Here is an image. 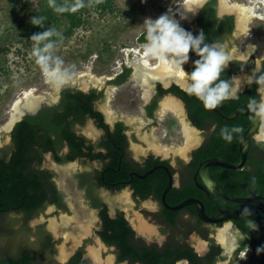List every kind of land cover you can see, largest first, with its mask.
I'll return each instance as SVG.
<instances>
[{
    "label": "flooded vegetation",
    "instance_id": "obj_1",
    "mask_svg": "<svg viewBox=\"0 0 264 264\" xmlns=\"http://www.w3.org/2000/svg\"><path fill=\"white\" fill-rule=\"evenodd\" d=\"M216 14L218 17L231 15L219 14L218 10ZM233 23L235 25L234 17ZM260 47L262 57L258 61L255 59L254 54H251L245 60H239L248 67V70L240 72L247 74L248 77L235 99L240 98L247 89L249 84L247 81L256 77L264 69V45ZM139 50L140 52L143 51L144 47L140 46ZM193 61L194 58L191 56L190 60L184 64L183 68H187L186 72L192 70ZM228 68H230V65ZM126 69H128V72L124 74ZM110 71L111 75L103 77L104 80H100L99 83L89 78L83 82L84 87L82 88L71 83L61 89L80 90L88 95L93 92L94 95H97L96 98L91 99L92 112L98 111L101 114V120L97 121L94 117H89V115L87 117L86 114L87 119L84 123L76 122L71 124L70 127L76 135L84 138L82 151L89 155L100 154V157L90 159L89 155L77 156L72 160L60 163L53 159L51 152L44 154L40 168L52 172L50 180L60 195V201L64 204V208H58L56 203L47 204L45 208L53 207L52 209L56 213L75 211L78 215L83 212L85 214L93 212L95 216L91 229L79 220L78 222H72L71 218L67 220V217H65L64 226L68 228V235H66L63 243L61 234L57 232L59 223L51 221V227H45L43 224H39L41 222L39 220L34 222L35 227L43 226L44 231L49 233L54 244L50 254V264H61V258L66 259L64 264L70 262L73 264H103L102 260L106 254H108L111 264H144L143 260L138 258L143 257L146 251L150 253L149 258L152 261L154 260V264H159L158 259H156L159 253H163L160 264H248L252 257L256 256L257 251L250 240V235L249 237L246 236L237 227L236 220L228 219L220 223H210L198 217L193 204L177 210L167 207V205L174 206L183 201H175L174 203L169 201L167 194L170 190L183 191L186 187H191L194 194L187 196L185 199L196 198L201 200L205 212L209 216L218 213L214 203L207 198L203 190L198 188L197 182H199V179L195 180L194 178L198 164L202 160H199L196 167L191 166L190 163L196 160L198 149L207 147L209 138L218 139L220 125L214 114L219 115L217 111L222 113L219 109L220 106L209 109L212 115L206 119V126L200 128L192 123L186 102L180 92L173 88L176 87L186 92L184 89L187 82V73L183 75L181 80L178 76L172 75L164 79L148 78L147 81H143L139 76L134 75L135 68L132 56L129 59H122L121 62L112 66ZM240 72L230 74L229 78ZM122 75H124V78L119 80ZM135 83L138 85H135ZM136 86L149 87L145 97L138 95L135 90ZM114 90L115 95H112L111 91ZM60 92L56 102L51 105L44 103L40 108L44 105L57 104ZM255 94L258 97L257 102H245L257 105L261 113L259 127L248 140V154L261 152L262 154H258L264 159V85L255 84ZM111 97L113 98L111 99ZM138 98L143 102L141 107L143 121H149L151 125H158L162 121L163 132H166L164 136L168 138L167 141H178L179 138L185 139L179 122L182 119L188 123L187 126L192 131L199 132L201 135L199 142L190 144L186 153L182 155L169 154L156 145L140 148L141 150L135 149L138 139L136 133L131 130L132 124L126 122L124 113L133 109ZM169 99L178 103V108L173 107L168 110V108L159 106L162 100ZM148 106H152L151 111H149ZM113 109H116L119 114L112 116ZM160 111H163L162 113L165 116L170 115L161 118ZM251 118L252 112L250 110V121ZM138 122L136 121V123ZM89 123L90 126H87ZM139 123L142 124L143 122ZM115 132L121 139L112 138ZM233 139L231 142L224 140L220 144L217 142L213 144L216 158L222 157L223 153L230 152ZM251 141L254 144L253 146L250 145ZM257 144L259 146H256ZM259 148H262V150L260 151ZM69 151V145L64 140L58 154L66 156ZM64 164H67L65 172H58L54 168ZM222 171V167H210V173L217 181V177L220 176ZM60 174L62 179L57 178ZM80 174V178L75 177ZM105 174L112 176L114 180L106 179ZM169 175L171 176L172 186L165 196V204L161 199L163 190L160 193V186L164 182L166 186ZM90 177L98 178L97 182L99 183L97 186L95 184L92 187L89 186ZM80 180L83 182V187L79 185ZM218 183L221 184L219 181ZM211 188L214 190L212 185ZM124 191L126 192V202L122 204L118 196ZM137 209L140 211L139 216L134 213ZM82 215H79V218ZM104 216H107L115 226L124 224L128 250L123 251L116 242L106 240ZM223 227L235 230V244H230L227 240L221 241L218 234L223 230ZM217 230L219 231L217 232ZM56 232L58 233L57 236L55 235ZM107 235L112 236L113 232L108 230ZM32 240H34V237ZM94 241H97L100 246L96 247ZM245 241H248L246 245ZM56 242H60V244H56ZM226 243L230 247L227 250H225ZM217 248H219V251ZM97 254L99 257H95ZM240 257H243V259ZM4 261L3 252H0V264H3Z\"/></svg>",
    "mask_w": 264,
    "mask_h": 264
},
{
    "label": "trees",
    "instance_id": "obj_2",
    "mask_svg": "<svg viewBox=\"0 0 264 264\" xmlns=\"http://www.w3.org/2000/svg\"><path fill=\"white\" fill-rule=\"evenodd\" d=\"M114 2L115 0H7L6 12L0 14V24L4 25L6 32L9 31L11 24L15 31H22L23 29L25 35H29L30 41L34 33L42 32L50 26L58 29L60 24H64V29L60 34L41 41L40 45H42L53 40H65L72 35L75 29L84 27L87 23L86 14L90 10H96L102 14L113 12ZM58 7H63L66 10L57 12L55 9ZM216 11V0H207L194 19L195 30L193 34H198L202 29L205 33V42L209 44H222L234 28L232 15L218 17ZM17 15H21V19L15 24ZM34 16L44 18L43 27L31 23V18ZM138 41L146 42L145 33L139 36ZM35 43L37 42L35 41ZM189 55L194 60L199 58L191 52ZM229 65L230 68L221 74L222 79H229L230 74L248 70L245 63L239 60H232ZM127 72L128 69L125 70L124 74ZM261 74H264V69L257 76ZM120 77L119 80L124 78V75ZM255 84L249 83L240 98L223 101L219 108L222 114L230 115L242 103L257 102ZM173 88L180 92L186 102L192 123L200 128L206 126V119L212 115V112L206 109L195 96H190L176 87ZM96 97L97 95H94L93 92L88 95L75 89L61 90L57 104L44 105L35 114H25L15 122L9 132V143L0 148V252H3L5 258L3 264L51 263L50 254L54 244L49 233L44 231L43 226L32 229L29 226V221L41 213L47 204L56 203L58 208H64V204L60 201V195L50 180L52 172L48 169H41L40 165L44 159V154L47 152H51L53 159L60 163L72 160L77 156L89 155L82 151L84 138L76 135L70 125L76 122L84 123L88 115L97 121L101 120V114L98 111L92 112L91 99ZM148 109L151 111L152 106H148ZM214 117L220 125L218 139L209 138L207 147L197 150L196 160L190 163L193 167L197 166L199 160L216 156L213 151V144L215 142L220 144L224 141L220 132L225 126L229 129L239 127L241 131L233 133L234 139L230 145V152L223 153L220 158L228 162H236L240 159L238 139L249 124L250 110L248 108L242 110L231 120H225L217 114H214ZM112 138L121 139L116 132ZM64 140L67 141L70 151L66 156H61L58 151L63 146ZM250 145H254L252 141ZM88 149L90 148L88 147ZM259 149L262 150V148ZM258 153L262 154L261 152ZM258 153H247L246 161L240 169L222 167L223 171L217 179L226 193L233 196H248L251 190L264 198V159ZM88 157L90 159L97 158L100 157V154H90ZM75 177L80 178L81 174ZM105 177L108 180H114L112 176L107 174ZM97 181V177H90L89 186L92 187L93 184L97 186L99 183ZM79 185L83 187L82 180H80ZM164 186L165 182L160 186V193ZM193 194L192 188L186 187L183 191L170 190L167 197H169V201L174 203ZM104 220L106 240L116 242L123 251L128 250L124 224L115 226L107 216H104ZM235 224L249 237L250 232L246 224L238 220ZM108 230L113 232L112 236L107 235ZM31 236L34 237V240H31ZM247 242L245 241V245ZM217 250L219 251V248ZM149 255L150 253L146 251L143 257L133 258L142 259L144 264H154V260L152 261ZM162 258L163 253H159L158 258H156L159 264ZM73 261L75 260L73 259ZM69 264L73 263L70 262ZM248 264H256L255 255Z\"/></svg>",
    "mask_w": 264,
    "mask_h": 264
},
{
    "label": "rangeland",
    "instance_id": "obj_3",
    "mask_svg": "<svg viewBox=\"0 0 264 264\" xmlns=\"http://www.w3.org/2000/svg\"><path fill=\"white\" fill-rule=\"evenodd\" d=\"M185 0H115L114 11L102 14L96 10H90L86 14L87 23L84 27L74 30L71 36L65 40H53L54 47L50 50L53 57H59L63 63L60 65L62 70H67L66 77L73 78L84 73H90L96 77L111 75V67L118 64L121 58L127 59L126 49H139L136 38L145 28V20L148 18L156 19L164 13H168L169 18L173 16L179 20L181 26L191 31V25L185 18L175 9L177 3ZM230 3L247 5L248 0H229ZM7 0H0V14L6 12ZM21 15L16 16L15 24L19 21ZM183 17V18H182ZM8 24V23H7ZM11 24V23H10ZM8 32L4 31V25L0 24V125L5 124L12 112V107L17 98L26 92L39 90L46 87L45 73L41 66L36 62L34 53L35 41L28 39L29 35H25L24 30H13L12 24L9 26ZM53 28V26H50ZM64 29V24H60L58 29H54L55 33L60 34ZM29 40V41H28ZM259 40H264V19L253 17L240 40L238 52L247 51L251 44H255ZM48 42L40 45L44 46ZM153 58V59H152ZM152 65L157 63V59L149 57ZM151 65V66H152ZM135 85H138L135 83ZM138 95L144 97V88L135 87ZM138 90V91H137ZM114 91H111L112 95ZM115 95V94H114ZM113 97H111L112 99ZM111 103V102H110ZM143 102L137 99L130 112L124 113L125 118L129 121H143L141 107ZM109 105V103H108ZM165 107V106H163ZM161 107V108H163ZM161 111V118L164 114ZM112 116L118 113L113 109ZM170 114L166 115L168 117ZM164 120V119H163ZM180 125L181 121L179 120ZM163 122L154 126L151 134L154 139L162 145H177L182 147L184 139L178 141H167L164 136ZM167 129V128H166ZM67 164L54 167L58 172H65ZM62 179L60 174L59 177ZM126 192H122L118 198L121 203L125 204ZM128 207V206H124ZM139 210L134 213L139 216ZM82 217L79 218V215ZM67 215V216H66ZM76 214L75 211L68 213H55L45 216L42 212L33 217L29 221V226H34L33 221L39 220L40 223L46 221L45 227L50 226L51 221L60 223L61 217L65 216L72 222L81 221L89 227H93V212H85ZM88 215V216H86ZM58 238V237H57ZM60 244V242L56 243ZM64 264L66 259H60Z\"/></svg>",
    "mask_w": 264,
    "mask_h": 264
},
{
    "label": "water",
    "instance_id": "obj_4",
    "mask_svg": "<svg viewBox=\"0 0 264 264\" xmlns=\"http://www.w3.org/2000/svg\"><path fill=\"white\" fill-rule=\"evenodd\" d=\"M206 1L207 0H185L184 2L177 3L175 5V9L191 25L192 33L195 30L194 17ZM216 2H217V10L219 14H231L235 20V25H234L235 27L233 31L222 42V45L226 47V50L228 51L229 55L233 57V60H245L248 56L254 54L255 59L258 61L262 57L261 56L262 51L260 46L264 45V40H259L255 44H251L249 49L243 53L238 52V45L252 17V7L243 4L230 3L229 0H216ZM145 32H146V27L144 28L142 33ZM140 35L137 36L136 43L139 45H144L146 42L138 41ZM131 56L133 59V66L135 68L134 75L139 76L143 81H147L148 78L164 79L165 77L172 75L178 76L180 80L183 79V76L180 75L179 68H176L175 70H171V65L165 67L164 64L161 63V61H159V64L156 67L148 68L142 64V59L136 51L129 50L127 52V59H129ZM122 59L123 58H121V60ZM186 69L187 68L185 67L184 70L186 71ZM235 76L240 77L242 82L247 80L248 77L247 74L243 72H240ZM103 77L105 76L96 77L93 74L84 73L73 78L66 77L62 82L58 83L55 80H53L51 77L45 75V79H46L45 88L26 92L25 94L21 95L19 98L15 100L9 120L5 124L0 125V148L9 143L10 129L12 128L13 124L18 119H20L22 115H24V113L35 114L42 104L46 103L47 105H51L52 103L56 102L60 90L71 83L77 87L82 88L84 87L83 82L85 80L90 78L95 82L97 81L96 83H99L100 80H104ZM143 88H144L143 94L145 97L149 87L146 86ZM106 103L108 105L107 101ZM159 106L160 107L168 106L170 109H172L173 107L178 108L177 107L178 103H175L170 99L162 100ZM246 108L251 110L252 118L249 125L242 132L239 138L238 148L240 153V159L236 162H228L222 158H216V157L207 158L205 160H202L198 164V167L194 174L195 180H197V178L199 179V182H197L198 188L203 190L207 198L214 203V206L217 209L218 213L213 216L207 215L204 209L203 202L196 198H187L182 202L178 203L177 205L174 206L167 205V207L172 210H177L184 206L193 204L195 205L197 215L201 220L210 223H220L228 219L241 221L248 226L250 232V240L257 249L260 246H264V198L261 195L252 192L251 190L249 191L248 196L230 195L225 192L222 185L219 184L218 181L210 173V167L218 166L228 169H240L244 165L249 150L248 140L252 136V134H254L257 131L260 124V119H261L260 110L255 104L244 103L240 105L230 115H223L222 113L217 111V113L223 119L231 120L234 119L242 110ZM263 110H264V105H263ZM180 121L182 124V132L185 135L184 144L182 147L177 145L159 144L151 134L152 128L156 125H151L149 121L140 124L139 122L136 123V121H129L128 119H126V122L132 124L131 130H133L136 133L138 139L136 142L137 145L135 146V149L156 145L157 147L163 148L166 152L172 155L185 154L187 149L190 147V144L198 143L199 140L201 139V135L199 134V132L195 133L187 126L188 123L184 122L182 119ZM87 126H90V123ZM211 185L214 187V190L211 188ZM171 186H172V181H171V176L169 175V180L161 193V199L165 204H166L165 196ZM245 207H247L250 210L251 215H247V216L242 215V211ZM52 208L53 207L45 208L42 211V213L45 216L55 214L56 212ZM34 222L35 221H33V223ZM39 224H43L45 226L46 221ZM59 224L60 225H58L57 232L61 234L63 238L62 241L63 243L65 241L66 235H68L67 234L68 228L64 226L65 216L61 217V221ZM34 227L35 225L32 226L31 228L34 229ZM218 231L219 230H217V232ZM57 232L55 234L56 236L58 235ZM218 235L222 242H224V240H227L229 241L230 244L236 243V238H235L236 232L234 229L223 227V230L220 231ZM32 239L33 236H31V240ZM94 245H96V247L100 246L99 244H97V241L94 243ZM227 248L230 247L229 244L226 243L225 250H227ZM95 257H99V255L98 254L95 255ZM102 261L103 264H111L108 254L104 256ZM256 264H264V252H261L259 254L256 252Z\"/></svg>",
    "mask_w": 264,
    "mask_h": 264
},
{
    "label": "clouds",
    "instance_id": "obj_5",
    "mask_svg": "<svg viewBox=\"0 0 264 264\" xmlns=\"http://www.w3.org/2000/svg\"><path fill=\"white\" fill-rule=\"evenodd\" d=\"M142 2H146V0H142ZM55 10L63 12L66 9L58 7ZM31 23L43 27L45 20L42 17L34 16L31 18ZM144 24L146 27V43L143 45L145 51L148 55L160 60L165 67L171 65V70L179 68L181 76L187 73L184 90L188 95L195 96L206 109H215L223 101L237 98L244 85L241 78L238 76H231L229 79L221 78V74L233 60L224 45L206 43L205 33L202 29L194 35L191 31L183 28L174 16L169 18L168 13L160 15L156 19L148 18ZM53 35H58V33H55L51 28L34 33L31 39L37 43L33 54L45 75L60 83L66 78L67 70L61 69L60 65L63 61L59 57L52 56L50 50L54 47L53 42L49 41L43 47L40 46L41 41L47 40ZM190 52L199 58L192 62V70L186 72L183 65L190 60ZM247 83L264 85V74L253 77ZM240 131L239 127L229 129L225 126L221 129L220 135L224 140L231 142L233 133ZM242 215H251V212L245 207ZM256 251L258 254L264 252V246L258 247ZM240 258L243 259V257Z\"/></svg>",
    "mask_w": 264,
    "mask_h": 264
},
{
    "label": "bare ground",
    "instance_id": "obj_6",
    "mask_svg": "<svg viewBox=\"0 0 264 264\" xmlns=\"http://www.w3.org/2000/svg\"><path fill=\"white\" fill-rule=\"evenodd\" d=\"M248 3L249 4H247V5L250 6V7H252V17L251 18L256 17L258 19H264V0H248ZM129 50L136 51L140 55V57L142 59V64L144 66L148 67V68L156 67L159 64V61L160 60L157 59V63L154 64V65H152L153 62L151 61L152 62L151 63L150 62V59H149V57H152V56L148 55V53L145 51V49L143 51H141V52H140L139 49L137 50L136 48L126 49L125 55H127V52ZM165 108H168V110L170 109L168 106H165Z\"/></svg>",
    "mask_w": 264,
    "mask_h": 264
}]
</instances>
